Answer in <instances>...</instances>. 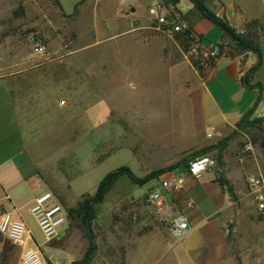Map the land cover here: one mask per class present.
<instances>
[{"label": "crops", "instance_id": "obj_1", "mask_svg": "<svg viewBox=\"0 0 264 264\" xmlns=\"http://www.w3.org/2000/svg\"><path fill=\"white\" fill-rule=\"evenodd\" d=\"M101 1L91 3L88 18L92 14L93 18L89 25L80 24L85 16L79 14L76 17L77 21L72 26L76 34L75 44L72 50L60 54L56 59H48L51 52L43 55L30 53L25 58L17 56L15 48L0 50V207L11 213L13 218L25 222L42 255L53 263L68 255L59 243L63 240L64 245L65 228L59 239L45 242L30 210L35 199L45 192H51L59 202L58 193L53 190L54 173L60 172V164H66L69 169L72 156H78L80 162V155L87 147L95 155L93 143L102 138V131L97 130L112 113L106 94H93L87 89V81L91 85L90 82L99 83L98 79H92L94 75L89 69L76 66L82 61L81 54L87 45L93 40L106 42L130 34V93L136 89L140 92L133 94L136 98L140 97L139 100L130 103V129L135 134L133 139L150 138L145 127L140 129L135 109L161 107V103L152 100L153 94H149L153 85L150 82L147 84V78L139 73V70L144 71L143 68L135 64L141 56L151 59L152 55L139 47L148 46L150 41L144 40V44H141L142 41L137 38L139 31L145 30L148 24L147 12L143 11L141 4H137V8L130 5L129 9H119L109 24L99 25L93 19ZM141 1L150 2L149 8L158 1L166 0ZM202 1L210 12L233 30H248L251 22L264 23V0ZM31 2L0 0V12L12 11ZM58 2L63 9L61 0ZM175 6L181 11L185 23L199 35L202 50L217 45H221L222 49L212 65L201 68V72L193 71L190 81L185 84L179 81L178 88L173 84L176 71L170 69L167 75L169 84L164 87L165 92L169 93V100L165 107L162 104L168 112L160 115L164 116V123L171 126L173 133L186 146L194 147L204 141H218L233 135L227 147L232 153H228L225 159L222 175L231 186L236 200H231L226 189L220 185L218 175L212 170L194 178L179 167L163 173L155 183L166 184L164 196L172 215L181 214L187 220L185 236L174 238V249L183 256L185 264H223L230 251L225 223L231 216L232 206L246 200L248 178L264 177V155L257 147L260 138L254 135L256 128L242 126L246 121L251 122L264 115V68L260 66L259 53L243 51L238 55H228L225 50L229 41L221 31L218 42L204 46L205 37L216 26L202 19L188 0H180ZM47 24L55 29L52 21H47ZM51 44L49 48H52ZM136 49L142 52L137 53ZM57 59H70L71 62L50 68L49 65ZM255 62H259L257 67H254ZM251 69H255L253 79L249 86H245L241 78ZM113 73L114 70L106 71V76ZM258 87L261 90L260 98ZM156 93H161V90ZM141 97L145 98L140 101ZM248 113L250 115L245 118ZM152 114H155L154 111L144 112V125L154 122ZM236 141L247 142L250 151L243 154L235 149ZM69 181L65 186L70 191ZM6 241L0 240V264H18L22 248Z\"/></svg>", "mask_w": 264, "mask_h": 264}, {"label": "rangeland", "instance_id": "obj_2", "mask_svg": "<svg viewBox=\"0 0 264 264\" xmlns=\"http://www.w3.org/2000/svg\"><path fill=\"white\" fill-rule=\"evenodd\" d=\"M93 1L61 0L63 9L69 11L68 14L60 8L58 0H32L30 5L18 6L12 11H1L0 50L15 48L17 56L25 58L30 53L43 55L51 52L48 59H56L60 54L72 50L75 44L76 34L72 26L77 21L76 17L79 14L81 17L85 16L80 24L89 25L93 14L88 18V13L92 10ZM149 3L141 0H102L93 20L99 25H107L114 20L119 9H129L130 5L137 8V4H141L143 11L147 12ZM127 15L130 16V13ZM47 21H52L55 29L50 28ZM220 37V30L214 27L203 44L208 47L218 42ZM137 38L142 41L141 44H144V40L150 41L148 46L139 47L143 51H149L152 54L151 59L141 56L135 64L143 68L144 71L139 70V73L147 78L148 81L145 82L153 85L149 93L153 94L152 100L161 103V107H139L134 111L140 120V129L145 127L149 139H133L134 133L130 129V103L140 98L133 95L140 93L137 89L130 93V34L114 37L106 42L93 40L81 54L80 64L76 65L77 68L89 69L94 75L92 79H98L99 83L90 82L91 85L87 81V89L93 94H106L112 113L97 130L102 131V138L93 143L95 155L87 147L80 155V162L78 156H72L68 163L69 169L66 164H60V172L54 173L53 190L58 193L59 202L70 215L63 234L66 239L64 245L63 240L59 242L68 255L54 260L56 264L79 261L87 250L88 241L80 224L79 205L84 199L94 196L99 181L106 174L127 167L134 177L142 179L194 153L206 151L205 155L213 162L209 170L214 171L218 179H223L222 166L225 165L228 153H232L227 147L234 138L233 135L218 141H204L194 147L186 146L173 133L171 126L164 123V116L160 115L168 112L162 104L165 107L169 100V93L165 92L164 87L169 84L167 75L170 69L176 71L173 84L178 88L179 81L188 83L190 74L200 68L197 61L188 56L187 50L184 51L174 38L168 39L147 30L139 31ZM50 42L52 48L48 47ZM39 48L42 51H37ZM225 51L228 55L242 53L230 42ZM258 51L261 57L260 66L264 68V32H258ZM139 52L142 51L137 53ZM69 62L70 59H57L49 66L57 68ZM258 64L259 62H255L254 67ZM109 70H114V73L106 76V71ZM159 90L161 93H156ZM144 98L141 97L140 101ZM153 111L154 122L144 125V112L147 114ZM255 128L254 135L260 138L257 147L264 155V125L261 123ZM220 142L223 143V148L218 152L213 147ZM236 143L235 149L243 154L250 151L245 149L247 142ZM68 180L71 192L65 186ZM155 180L137 185L126 176H121L104 200L94 206L92 231L97 251L92 264H185L183 256L174 249V237L170 232L175 216L166 203L162 184H156ZM58 184L64 186L57 187ZM155 196L159 198L158 202L154 201ZM259 203L264 204V190L259 196L248 191L244 202L232 206L231 216L225 223L230 251L223 264H264V208L259 209ZM61 236L62 233L57 239ZM3 239L6 241L0 236V240Z\"/></svg>", "mask_w": 264, "mask_h": 264}, {"label": "built area", "instance_id": "obj_3", "mask_svg": "<svg viewBox=\"0 0 264 264\" xmlns=\"http://www.w3.org/2000/svg\"><path fill=\"white\" fill-rule=\"evenodd\" d=\"M168 4L166 1H158L151 5L147 10L148 24L147 31L164 36L168 39L175 38L177 34L189 32L190 43L187 49V55L195 58L198 67L208 68L219 57L220 53L216 47L208 50H202L200 37L192 31L182 18L181 11ZM237 35H245L246 28L235 30ZM37 51H42L39 48ZM264 125V115L260 118ZM250 150L249 145L245 147ZM213 162L211 159L202 155L188 162L186 173L194 178L200 177L206 173ZM249 192L260 195L264 190V177L256 176L247 179ZM162 187L165 189L166 184ZM154 201H159L157 196L153 197ZM259 209L264 208V204L259 203ZM31 216L45 242L56 240L63 232L69 219V212L63 204L58 202L51 192H45L35 199L30 210ZM188 230L187 220L184 215L178 214L172 221L170 232L174 238L181 239ZM0 236L9 241L12 245L22 248V253L18 264H56L42 255L40 248L34 243L33 238L28 230L27 225L21 219L13 218L11 213L4 211L0 207Z\"/></svg>", "mask_w": 264, "mask_h": 264}, {"label": "trees", "instance_id": "obj_4", "mask_svg": "<svg viewBox=\"0 0 264 264\" xmlns=\"http://www.w3.org/2000/svg\"><path fill=\"white\" fill-rule=\"evenodd\" d=\"M180 0H166L168 4L175 6L179 3ZM192 5L193 8L199 13L200 17L204 20H207L212 25L219 28L222 32V35L225 39H227L233 46L239 50L244 52H251V53H259L258 51V32H264V23L261 22H251L248 25V30L245 35H237L235 30L228 27L222 20L218 19L212 12H210L206 6L204 5L202 0H188ZM175 41L182 47L184 51L188 49L189 43L191 41L189 32H183L177 34L174 38ZM216 48L218 49L219 53H221L222 46L217 45ZM233 56V55H230ZM255 69L249 70L242 78L241 83L245 86H249L251 80L253 79ZM201 72V68L198 69ZM260 126L261 120L256 119L251 122L246 121L242 126ZM217 149L218 152L221 151L223 148V143L220 142L218 145L213 147ZM206 151H199L194 153L193 155L175 163L172 166L157 170L155 172L150 173L149 175L145 176L142 179H137L132 175L127 167H121L113 172L106 174L101 182L98 184L95 194L90 199H84L79 205V214H80V224L84 228L86 232V237L88 241V247L85 251L83 257L79 261H74L71 264H90L93 259L95 258L97 246L95 244V237L92 231V222L94 220V206L100 204L108 192L112 189L115 182L121 177L126 176L129 180L137 185H144L151 180L158 179L160 175L170 170L176 168H183L186 171L187 164L192 159L205 155ZM220 185L224 187L229 194L231 200H236L235 195L231 186L222 178L218 179ZM70 216V215H69ZM229 241V237H228Z\"/></svg>", "mask_w": 264, "mask_h": 264}, {"label": "water", "instance_id": "obj_5", "mask_svg": "<svg viewBox=\"0 0 264 264\" xmlns=\"http://www.w3.org/2000/svg\"><path fill=\"white\" fill-rule=\"evenodd\" d=\"M258 89H259V98H260V95H261L260 87H258ZM258 100H259V99H258ZM249 115H250V113H248V114L245 116V118H247Z\"/></svg>", "mask_w": 264, "mask_h": 264}]
</instances>
